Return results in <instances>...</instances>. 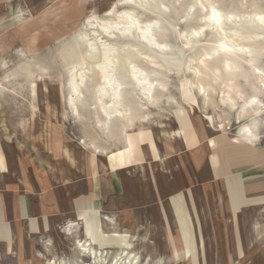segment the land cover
<instances>
[{"label":"rangeland","instance_id":"374dc122","mask_svg":"<svg viewBox=\"0 0 264 264\" xmlns=\"http://www.w3.org/2000/svg\"><path fill=\"white\" fill-rule=\"evenodd\" d=\"M160 1L163 5H159ZM210 8L218 10L221 15L220 23L216 24L218 27H213L206 18ZM254 10L264 11V0H0V151L10 147L27 159H32L36 153L34 141H41L40 144L49 150L54 144L66 147V141H57L67 140V146L78 151L77 147H83L82 142L86 140L88 143L94 142L96 146L115 151L119 149L111 156L112 161L125 166L140 161L143 143L149 142L157 158L154 145L159 150L164 147L168 153H161L162 160L171 166L179 164L181 176L184 175L186 179L183 192L189 209L177 200L175 202L184 240L171 242V251L169 243L164 241L145 240V237L135 241L126 235L114 239L109 237L111 231L100 229L99 221L95 224L85 223L83 230L88 237L100 249H111L113 255L126 248L130 239L134 243V251L141 253L143 264L147 256H150V264H264V240L259 236L261 229L258 226L264 216L263 210L252 205L234 214L226 182L227 174L236 175L240 170L236 157L230 154L226 156L224 151L230 145L242 149L238 129L247 121H237L242 100H238L240 103L233 111L229 109L230 103L225 100L227 107L222 102L226 96L223 92L227 91L228 83H231L228 78L232 75L236 79L233 82L236 85L234 89L243 88L245 99L252 95V85L258 86L259 83L253 67L243 65L244 60L239 62L241 66L235 67L236 70L225 68L222 63V58L226 57L222 53L224 51H211L218 40H237V34L230 28L231 20L225 14L242 11L251 13ZM126 11L134 12L133 16L137 18L131 34L127 32L121 36L114 31L112 35H105L101 31L100 26L105 21H121L123 18L120 16ZM240 18L243 19L242 16ZM241 19L237 18L236 21L243 24ZM153 20L155 23L147 29L146 34H150V39L156 42L161 41L162 30V33L168 32L167 42L171 50L185 58L184 62H179L181 65L163 67L159 58L151 59L145 54V34L139 25ZM78 33L85 34L88 42L94 40L98 44H118L121 50L117 53L122 59L131 50L123 42H135L144 47L132 48L129 54L138 66L145 68L143 70L148 73L151 82L158 79L151 89L155 101L149 103L139 86L125 85L122 101L127 95L126 101L132 106L128 117L133 116L135 122L131 129L128 127L126 130V140L131 141L128 146L124 145V136L120 131L127 122L126 118L109 119L107 125L115 128L110 139L98 128V117H104L96 97L95 87L100 83L96 64L89 65L86 70L89 78L80 87L84 96L76 99L77 114L69 109L68 64L86 53V47L84 49L76 39ZM258 38L245 37L244 41L262 46L263 49H259L261 60L258 66L264 70V35ZM196 43L198 46L194 49ZM242 52L237 49V55L241 58L245 56ZM170 68L173 70H168ZM226 71L234 73L229 75ZM242 76L247 77V83L241 79ZM238 77L244 81L241 82ZM128 97H131L130 100ZM260 99L264 104V93ZM180 137L186 139L185 149ZM210 145L217 149V156H214L219 178L217 183L209 180ZM230 158L231 161H228ZM190 192L194 208L190 205ZM193 211L196 212L195 218ZM168 216L171 221L174 220L172 210ZM192 221L198 223L194 229ZM79 226L78 232L72 237H65L59 229L60 236L52 244L56 249L48 251L40 262L29 261L27 257L25 264H58L59 260L61 262L65 258L75 260L78 256L76 239L83 238L82 226ZM194 230L196 235L199 232L202 234L203 246L194 238ZM61 235L65 238L64 242H61ZM239 243L243 249L242 257H239ZM33 245L35 252H39V243L33 242ZM185 246L189 259H185ZM173 250H178L184 259L174 263ZM81 262L89 263V259L85 258ZM4 263L23 264L13 256L6 258Z\"/></svg>","mask_w":264,"mask_h":264},{"label":"crops","instance_id":"0c3cea01","mask_svg":"<svg viewBox=\"0 0 264 264\" xmlns=\"http://www.w3.org/2000/svg\"><path fill=\"white\" fill-rule=\"evenodd\" d=\"M256 134L259 141H241L242 149L230 145L224 151L226 156L236 157L240 167L238 174L226 176L234 214L257 205L264 215V116ZM62 141H66V147L54 144L49 150L40 144L41 141H34L36 153L32 159L10 147L0 151V264H5L4 260L11 256L23 264L27 257L29 261L40 262L48 251L56 249L52 244L60 236L59 229L65 237L76 234L64 233V227L70 222L77 227L81 224L83 230L85 223L99 221L102 231H126L135 241L143 237L164 241L169 243L171 251V242L184 240L175 202L189 209L184 193L186 179L181 176L179 164L171 166L162 160L161 153H168L164 147L159 150L155 144L157 158L149 142L143 143L140 161L121 166L113 163L111 157L119 149L97 145L103 152L95 154L84 144L75 151L74 147L67 146V140L57 143ZM180 141L185 149V137H180ZM209 155V180L217 183L218 170L214 161L217 149L212 145ZM189 201L194 208L191 192ZM170 210L174 216L172 221L168 216ZM193 212L195 218L196 212ZM197 224L192 221L193 229ZM258 226L259 236L264 240V216ZM85 235L83 231V240ZM194 238L203 246L200 232L196 235L194 230ZM60 239L61 242L65 240L62 235ZM33 242L39 243V252H35ZM239 251L242 257L240 243Z\"/></svg>","mask_w":264,"mask_h":264},{"label":"bare ground","instance_id":"6f19581e","mask_svg":"<svg viewBox=\"0 0 264 264\" xmlns=\"http://www.w3.org/2000/svg\"><path fill=\"white\" fill-rule=\"evenodd\" d=\"M129 1H132V0H129ZM175 4H177V3H175ZM159 5H163V3L160 1ZM212 7H213V5H212ZM181 9H183V8H181ZM184 9H186V8H184ZM210 9H211V11L207 14L206 18L212 22L213 27H218L219 25H216V24L220 23L221 15L219 14L218 10H216L214 8H210ZM123 12L124 11H122V13ZM186 12H188V11H186ZM133 13L131 11H126L123 15L121 14L122 16L118 15V16H120V18H123L122 20L120 19L121 21H119V20L114 21V22L105 21L102 25L99 23L101 25L100 26L101 31L105 35H110V34L112 35V33H114V31L115 32L117 31L116 34L119 33L121 36L123 33L126 34L127 32H129V34H131L130 31L133 28H135V23L137 21L136 20L137 18H135L133 16ZM225 16L227 19L231 20L230 22H231L232 26L230 28H232L233 33L237 34L236 35L237 40H234L236 38L229 39L226 41L225 40H218L217 42L215 40L214 42L217 43L216 47L211 49V51L214 49H215V51L216 50L217 51H219V50L224 51V52H222V51L221 52L225 53L224 56H226V57H224L222 54V56L224 57V58H222V59H224L222 63H224L223 65H225V68L229 67V68L235 69V67L241 66V64H239V62L241 60H244L243 65L246 64L247 66H250L251 68L253 67L252 69L255 72L254 75L256 76V81L259 83V85L258 86L252 85L253 93L251 92L250 94H252V95L249 98L245 99L244 98L245 90H243V88L239 87L237 90H235L236 88L234 89L235 84H233V82H234V80L236 81V79H233V77H235V75L234 76L232 75L233 77L231 76L228 78V81L231 83L227 82L228 84H230L227 87V91H224V92L222 91L224 94H226V96L223 97L222 102L225 105H226V101L228 103H230L229 109H230V111H233L234 108H236V106L240 103L238 100H242V107H241L242 110L239 109L240 111L237 114V121L242 122V119H245L247 121L245 122V124L243 126H241L238 129V139H240L244 142H246V141H259L258 140L259 137L257 136L256 133H257L258 127L260 125L259 119L264 116V104L262 102V99H260L262 94L264 93V70L262 67L260 68L258 66V64L261 60L260 59V53L261 52L259 49H261L262 46L260 47L259 45L256 46V45L251 44V43H245L247 41H244V40H246L245 37H248V38L249 37H257L258 38L259 36L264 35V11L254 10V12H251V13H248L246 11L245 12L242 11L241 13L229 12L228 14H225ZM241 16L243 17V19L240 18ZM165 17H167V15ZM237 18L243 20L244 21V22L242 21L243 24L238 23V21H236ZM154 23H155V20L150 21V22H146L144 24L141 23L139 25V27L142 28L143 35L145 34L144 38L146 40L145 42H146L147 48H151V49H147L145 47L147 52L146 53L144 52V53L147 56H149V58H151V59L152 58H157V59L159 58L160 59V65L163 67L173 65L172 66V68H173L174 65H178V66L181 65L179 62L180 61L184 62L185 58L182 55H180L181 57L177 56V54L171 50L172 47L167 42L168 32L165 31L162 33V31H164V30H162L161 31V34H162L161 38L162 39H161V41H156V42H155V40L152 41L150 39V37H149L150 34L149 35L146 34L147 29L150 26L152 27L154 25ZM137 24H136V26H137ZM168 24H169V27L172 28V26L170 25L169 22H168ZM139 27H138V29H139ZM169 27H167V28H169ZM252 29H254V31ZM170 31H171V29H170ZM170 31H169V34H170ZM148 33H149V30H148ZM85 37H86L85 34H81V33L79 34L78 33L76 39L79 40V43L82 44L84 49L86 47V53L84 52V55L82 57H80L77 60L72 61V62H70V64H68L67 87H69L68 92H69V96H70V99L68 98L69 99V105H70L69 109L72 111V113L77 114L78 109L76 108V105H75L76 99L78 97L83 98L84 95L82 94L80 87L82 85H84V81H88V78H89L87 73H86L87 72L86 70L93 63L96 64L97 68L99 69L98 73L100 75V83H99V85H97V87H95V90L97 91L96 97H97V101L99 104L98 107L100 109V113L104 117V118L98 117V119H99L98 128L104 133L105 136H109V139H110V134H113L115 132V130H114L115 128L110 127L109 124L107 125V122L109 121V119H111L112 117H119L121 119L126 118L127 122L125 123V125H123L120 128L121 129L120 131L122 132V134L124 136V137L122 136L123 140H124L123 141L124 145L128 146L131 143V141L126 140L128 137V133L126 130L128 127L130 128L132 126V124L134 122V118H133V116L128 117L129 112L132 111L131 110L132 106H130L128 104V102L126 101L127 95L124 96V101H122L123 100V97H122L123 90L126 89L125 85L130 84V86H132V87H133V85L135 87L139 86L140 89L142 90V93L145 96V98L148 99L149 103L152 104L155 101V99H154V95H153V92L151 91V89H152V86L154 85V83L158 79L151 82L149 77H148V73L145 70H143L145 68L138 66L135 63V61L133 60L132 55L129 54V53H131V50H133L132 48H134V49L136 47L144 48L143 46H140V45L136 44L135 42L134 43L133 42H128V43L123 42L125 47L126 48L129 47L131 50L129 51L128 49H126L129 51L128 54L130 56H128V54H126V58L122 59V58H119V55L117 53L121 50V49L119 50L120 46L118 48V44H111V43H106V42L102 43V44H98V42H93L94 40L92 42L91 41L88 42V39L85 40ZM240 37H241V39H242V37L244 39L242 41H239V40H241ZM209 38H213V37H209ZM209 38H207V39H209ZM202 39H204V38H202ZM197 43H199V42H197ZM197 43L195 44L196 46H193L194 49L195 48L197 49V46H198ZM255 43L258 44L260 42H255ZM166 48H169V50L166 51L165 50ZM237 49H240L241 51H243L242 53H243V55H245L243 58H241L240 56L237 55ZM210 54H209V57H211ZM238 54H239V52H238ZM204 58H205V56H204ZM213 58L215 59V57H213ZM92 60H95V61H92ZM202 60H204V59H202ZM202 60H200V61H202ZM213 61L215 62L216 60H213ZM218 61H219V59H218ZM222 63L220 62V65ZM223 65H221V66H223ZM175 67H177V66H175ZM94 68H95V66H94ZM247 68H249V67H247ZM120 70H121V73H120ZM168 70H173V69L170 68ZM228 70H230V69H228ZM96 71H97V69H96ZM243 71H244V69L242 70V73H243ZM226 72H228V74L230 73L229 71H226ZM245 72H247V70ZM125 73H127V75H125ZM232 73H234V72H232ZM235 73H237V72H235ZM228 74H226V75H228ZM231 74H229V75H231ZM239 74H241V73H239ZM246 76H247V74H246ZM246 76L245 77L242 76L243 78H241V79H244L245 81L248 80ZM241 79L239 78L240 81H241ZM243 81H241V82H243ZM253 81H254V79H253ZM246 83H247V81H246ZM200 88H202V87H200ZM201 90L202 89H200V91ZM128 95H129V93H128ZM130 98H129V100H130ZM122 102H124V103L122 104ZM129 131H131V130H129ZM82 144H84L85 146H89L90 149H93L94 150L93 152L95 154H97L98 152H103V151H99L100 150L99 147L96 146V144L94 142L88 143L86 140H83ZM154 148H155V145H154ZM155 150H156V148H155ZM110 222L112 223V221H110ZM77 226L78 225L76 223L70 222L66 227H64L65 228L64 233H66L67 235H74L76 232H78L77 228L80 227V226L79 227H77ZM83 231H84V234H86L85 230H83ZM109 235H110L109 237H112L114 239H121L123 237L129 236L126 233H120V232H113V233H110ZM124 235H126V236H124ZM85 236L86 237L84 238V240L78 239L76 237L77 238L76 239V250L78 251V256L76 257V259L75 260L62 259L61 262L59 260L58 264H143L142 257L140 255L141 253L139 254V253H136L134 251V243L131 242L130 239L126 245V248H124L122 250L118 249L119 252H117L116 254L113 255V252H110L111 249H100L98 247L97 243L94 242L91 238H89L87 234ZM185 248H186V246H185ZM85 258L89 259V263L81 262V260H83V259L85 260ZM109 258H111V259H109ZM186 258L189 259L187 248L185 251V259ZM181 259H184V257L180 256L179 251L173 250L172 261L174 263H178L181 261ZM150 261H151L150 256H147L146 260H144V263L150 264ZM159 262L161 263V261H159Z\"/></svg>","mask_w":264,"mask_h":264}]
</instances>
